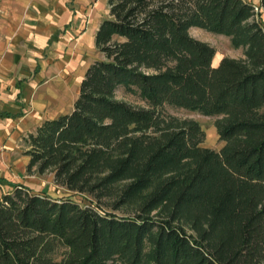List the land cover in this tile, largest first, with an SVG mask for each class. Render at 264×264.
Segmentation results:
<instances>
[{"label": "trees", "instance_id": "16d2710c", "mask_svg": "<svg viewBox=\"0 0 264 264\" xmlns=\"http://www.w3.org/2000/svg\"><path fill=\"white\" fill-rule=\"evenodd\" d=\"M67 113L25 137L26 170L74 193L0 195V264H264V24L250 0H106ZM264 7V0H258ZM203 28L243 57L191 36ZM145 101L114 96L117 86ZM216 116L220 149L196 120ZM120 210L121 213H115ZM154 211V212H153Z\"/></svg>", "mask_w": 264, "mask_h": 264}, {"label": "crops", "instance_id": "0c3cea01", "mask_svg": "<svg viewBox=\"0 0 264 264\" xmlns=\"http://www.w3.org/2000/svg\"><path fill=\"white\" fill-rule=\"evenodd\" d=\"M107 16L106 0H0V143L8 138L5 143L10 146L22 127H37L51 118L41 117L39 109L53 101L63 104L68 81L62 82V91L48 85L37 90L33 87L37 78L48 72L40 71V64L49 63L65 37H75L71 43L76 50L95 47L93 41V45L84 41V36L89 30L94 38L97 25ZM27 59L33 66L24 75L19 71ZM83 74L75 82L79 83Z\"/></svg>", "mask_w": 264, "mask_h": 264}, {"label": "rangeland", "instance_id": "374dc122", "mask_svg": "<svg viewBox=\"0 0 264 264\" xmlns=\"http://www.w3.org/2000/svg\"><path fill=\"white\" fill-rule=\"evenodd\" d=\"M250 1L256 6L255 11L259 13V19L264 24V7H258L256 3L257 0ZM188 32L194 38L201 41L204 40L212 46L215 53L211 60V64L213 66L216 65L219 59L224 56L231 58L243 57L241 48L231 46L230 39L222 34H215L206 31L203 28L194 26L189 27ZM62 40L63 41L60 42V50L52 52L51 57L49 58V63L45 64V62H41L40 71L47 70L48 72H45V76L37 78V82L33 84V87L37 90L43 85H48L51 86L52 90L62 91L61 84L65 80L68 81L67 95H62V105L53 101L49 103L50 105H46L45 107L39 109L41 117L54 118L57 113L67 112L72 108L73 100L77 96L79 90V83L75 81H77L78 76H82V71L87 64L93 61V59L100 57V54L95 47H90L89 49L82 51L76 50L75 46H72V43L75 42L74 36L62 38ZM84 41L89 43V45H93V36H91L89 30L84 36ZM32 66L33 63L31 60L27 59L24 62L22 71L19 72L26 75L31 70ZM59 79H61V81ZM114 96L136 106H144L145 104V101L140 99L136 93L126 91L124 87L120 85H118L115 89ZM163 109L170 115L196 120L200 129H202L204 133V137L200 144L205 147H211L214 150L220 149L223 143L221 140H218L216 128L214 127V120L216 119V116L202 115L196 111H188L181 107H172L169 105H164ZM35 128L36 126L32 124L22 127V130L17 133L14 138H12V144L10 146L5 143L8 138H5V140L0 143V195L11 191L13 183H21L28 186V188L33 192L40 193L44 191L53 198L74 193V198L78 200L80 204L87 203L86 198H82V195L73 191H68L64 186L56 184L52 179L51 171L46 170L39 174L35 171L34 167L30 170H26L28 156L24 154L26 151L25 137L28 133L34 132ZM115 213L118 214L121 213V211L115 210Z\"/></svg>", "mask_w": 264, "mask_h": 264}]
</instances>
